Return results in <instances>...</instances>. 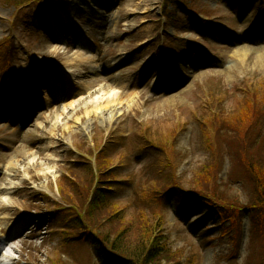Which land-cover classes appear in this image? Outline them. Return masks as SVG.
I'll use <instances>...</instances> for the list:
<instances>
[{
  "label": "rangeland",
  "instance_id": "obj_1",
  "mask_svg": "<svg viewBox=\"0 0 264 264\" xmlns=\"http://www.w3.org/2000/svg\"><path fill=\"white\" fill-rule=\"evenodd\" d=\"M185 1L166 18L162 0H35L21 11L0 0V43L10 44L0 58V264H104L86 246L63 248L69 223L53 210L66 208L63 177L87 180L99 166L117 179L106 196L121 212L106 228L133 239L144 213L182 264L258 263L246 213L225 223L183 190L159 203L146 191L173 176L189 189L212 164L223 168L217 197L248 198L209 118L231 117L256 87L264 97V0Z\"/></svg>",
  "mask_w": 264,
  "mask_h": 264
},
{
  "label": "trees",
  "instance_id": "obj_2",
  "mask_svg": "<svg viewBox=\"0 0 264 264\" xmlns=\"http://www.w3.org/2000/svg\"><path fill=\"white\" fill-rule=\"evenodd\" d=\"M4 1L6 5L15 9L35 3V0ZM163 1L164 11L169 3L186 2ZM0 46L3 48L0 49V58L4 64L10 52V44L8 40H4ZM260 92L262 91L257 87L249 90L244 104L231 117L219 111L214 112L209 118V128H215L214 149H223L225 152L221 154L228 159L232 169L234 171L238 169L240 174L248 179V198L243 205L231 204L223 197L216 196L213 184L223 168L217 169L216 165L212 164L201 167L194 174L189 189L184 190L177 184L179 182L177 177L173 176L170 179L172 183L166 182L168 185L157 188L151 185L146 191L149 198H153V203H159L166 192L174 189L183 190L189 198L197 200L201 206L212 211L225 223L238 222V219H242V214L246 213L250 224L249 239L251 243H256L260 252L257 264H264V120L259 121L260 117H264V112L260 111L261 107L264 109V97ZM226 125L229 128L225 127ZM205 130L207 134L210 133L208 128ZM88 168L90 177L87 180V174L85 180L74 178V181H68L66 177L59 179V194L67 209H63L62 205H56L53 210L59 211L61 219L69 223V226L59 230L65 244L63 248L70 243L86 246L93 252L97 261L104 264H182L179 259L180 250L170 249L160 226L159 229L154 228L155 223L147 221L144 213L137 216L136 220L142 226L139 233H136L137 237L134 236L133 239H126L129 228L119 232H116L118 228H106V225L115 223V216L121 213L107 203L106 196L108 192L113 191L110 183L117 179L112 173L111 176H106L110 175V168L97 167V175L92 174L90 167ZM103 215L105 216L102 220ZM159 224L161 225V222ZM248 259L250 257L246 262ZM52 264L61 263L57 261Z\"/></svg>",
  "mask_w": 264,
  "mask_h": 264
},
{
  "label": "bare ground",
  "instance_id": "obj_3",
  "mask_svg": "<svg viewBox=\"0 0 264 264\" xmlns=\"http://www.w3.org/2000/svg\"><path fill=\"white\" fill-rule=\"evenodd\" d=\"M55 93V87L54 86H52V88H51V94H54ZM77 94H79V93H74L72 90H71V88H69L68 90H67V97L68 98H70V97H73V96H75V95H77ZM120 97V95L119 94H117V98H119ZM109 101L107 100V103H108ZM98 108L96 109V111H95V113H97V112H99V114H102V115H104L105 114V111L108 109V110H110V107H103L102 108V106H101V102H99L98 104ZM105 124H110V120H109V117H107L106 119H105Z\"/></svg>",
  "mask_w": 264,
  "mask_h": 264
}]
</instances>
